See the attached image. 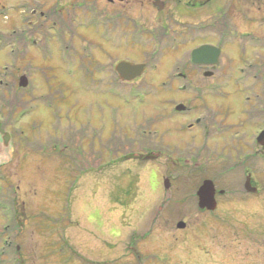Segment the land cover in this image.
<instances>
[{
  "label": "rangeland",
  "instance_id": "1",
  "mask_svg": "<svg viewBox=\"0 0 264 264\" xmlns=\"http://www.w3.org/2000/svg\"><path fill=\"white\" fill-rule=\"evenodd\" d=\"M62 1L63 5L67 2ZM24 2L0 0V44L4 45L0 71L7 73L0 90L10 81L0 102L15 119L9 125L12 144L0 149V172L5 176L0 206L3 199L15 208L12 234L19 264H264V160L252 159L249 169L258 190L247 194L240 167L216 163L211 166L216 170L209 172L204 161H175L170 173L166 155H162L165 151L156 160L129 155L151 148L149 129L165 117L168 103L166 87L157 85V91L150 87L164 78L171 62L184 58L186 50L180 47L156 53L152 59L163 63L159 69H147L141 78L119 90L125 95L134 90L136 96L105 98L104 86L82 81V71L77 69L78 46L88 45L87 37L100 40L90 31L91 25L75 21L73 36L69 31L58 34V23L54 27L47 23L41 32V28L34 29V19L28 26ZM225 2L228 0H212L200 11L208 20L216 6ZM230 2L234 31H248L260 43L250 50L235 44L233 52H228L233 54L231 59L224 53L221 66L226 69L230 59L234 80L222 91V114H228L224 122L246 124L247 112L254 116L259 108V117L252 120L260 123L264 104H252L250 99L261 98L257 82L263 85L264 0ZM152 48L148 43L136 50L110 42L107 61L148 62ZM92 53L98 61L104 60L101 52L92 49ZM252 55L259 56L256 63ZM23 74L29 81L26 88L17 84ZM109 74L118 84L111 68ZM256 74L260 76L253 80ZM245 76L248 81L243 80ZM249 83L257 94L246 102L245 113L241 106ZM76 116L88 118V133L94 136L95 131L104 141L90 144L88 162L70 158L72 150L81 154L78 142L74 144L82 133ZM134 124L143 125L146 131L139 138L141 145L129 148L122 142L123 135L135 140L131 133ZM162 124L151 129L163 131L166 123ZM172 136L179 138L175 131ZM56 144L67 146L54 150ZM101 145L104 154L96 159ZM205 172L206 177L217 179V188L226 190L224 195H216L217 206L212 211L198 207L196 192ZM165 179L169 180L167 188ZM5 220L0 211V226ZM178 222L184 227L177 228Z\"/></svg>",
  "mask_w": 264,
  "mask_h": 264
},
{
  "label": "flooded vegetation",
  "instance_id": "2",
  "mask_svg": "<svg viewBox=\"0 0 264 264\" xmlns=\"http://www.w3.org/2000/svg\"><path fill=\"white\" fill-rule=\"evenodd\" d=\"M46 1L26 0L24 4L22 3L24 11L27 12L26 21L28 26L31 24V19H34L37 21L34 29L41 28L42 32L47 23H50L51 26L58 23V34L63 35L65 31H69L70 35L73 36L75 29L72 27V23L80 20L81 23L87 22L88 25L90 24L92 28L90 31L95 33L100 40L94 39L92 41L87 37L89 44L78 46L77 69L78 72L80 69L82 71V74L79 73L82 81L87 83L92 81L96 85L104 86L105 98L109 95L119 99L126 97V95H137L134 90L126 95L120 93L119 90L122 85L130 84L136 81L137 78L132 81H122L118 78L114 71L115 65L119 61H132L114 59L112 63L108 62L107 52L110 42L136 50L143 47L145 43L153 45L150 61L132 62L144 64L143 75L147 72V69L150 68L156 71L163 64L158 60L152 59L160 50L162 52L170 48L177 49L180 47L186 50L184 58L171 62L170 68H166L167 71L164 78H161L153 87H150V91H157L154 88L157 85L159 89L166 87L167 113L164 118L161 117L162 119L159 122L153 124L160 127L165 122L166 124L161 129L163 131L155 128L151 129L152 125L149 129L151 130L149 132L151 135V148L146 150V152L130 151L129 155H135L133 158L137 159L148 158L156 160L159 158V153L165 151L162 155H166L167 162L165 164L169 165L168 171L170 173L175 169V166H173L175 161L180 163L204 161L207 164L205 167L209 172L216 170L211 167L213 166L212 164L216 165V163H223L230 168L240 167L242 182L249 176L251 185L257 188L255 182L253 183L252 181L253 176L249 165L255 157L264 160V143L258 144L253 133L255 128L258 129L256 130V135L264 129V108L262 110V122L260 123H257L258 120L256 119L252 120L259 117V108H257L255 117L249 111L247 112L248 123L246 124L243 121L242 124L240 122H224L228 118V114L226 113L223 116L221 96L222 91L225 89L224 86L234 80L233 73L231 74V69H234V65L230 63L233 54L230 55L228 52H233V47L238 43L243 45L246 50L255 49L259 45L260 40H255L248 31L245 33L234 31L230 0L225 2L224 6H216L214 13L210 14L208 20L205 19V14L200 10H205V7L212 0H65L69 4L66 2L64 5L62 0H49V3L44 4ZM69 23H71L70 26ZM207 35L210 37L208 38ZM245 35L248 36V39L245 38ZM263 40L264 38L262 37V42ZM246 42L250 43V46L244 45ZM203 45L213 47L211 52L204 57L205 61H191V51ZM61 47L64 48L63 45L56 46V48ZM76 47L71 44V48L74 50H76ZM92 49H95L96 53L99 51L103 54L104 60L102 62L98 61L97 57L93 55ZM40 52H42V49H39ZM224 53L230 58L226 69L221 66ZM201 58L202 56L199 57V60ZM210 58L216 61L214 63L209 60L206 61ZM251 58H255L256 63L259 56L252 55ZM110 68L116 80H118V84L117 82L114 83L115 79L110 76ZM100 72L103 74L101 77H99ZM259 76L260 74H256L253 80L258 79ZM0 77H2L0 79V82H2L1 80L5 78L2 72H0ZM261 77L263 83V76ZM243 80L248 81L249 78L245 76ZM112 83L115 84V87H112ZM257 84L259 86L258 89L261 90V98L258 97L260 95L256 98H251L257 93H253V86L249 83L248 88L244 89L248 90V93L244 96L245 101L242 103L241 108H245L246 102L250 98L252 104L255 101H259L260 105L262 102L264 104V84L260 85L258 82ZM255 105L258 104L256 103ZM244 111L246 113L245 109ZM75 123L82 126V133H78L77 140H74V144L78 142L81 154L77 156L76 152L72 150L70 158L74 161L79 159L88 162L91 157L88 155L87 149L93 148L94 141H100L102 137L95 134V131L94 136L88 133L87 127H89L90 123L88 118L79 119L76 116ZM253 125H256L254 130L251 129ZM2 128L3 126L0 124V149H3L2 145L9 148L12 144L11 131L3 130ZM134 128L131 129V133L135 136V140H127L126 135H123L125 139L122 138V142L129 148L141 145L139 138L140 136L144 137V132L146 131V128L141 124L140 127L134 124ZM120 129L122 131V128ZM238 130L241 132L240 136L237 135ZM174 131L179 135L177 140L173 139L172 133ZM4 132H9L6 143H4L5 140L2 138ZM247 136H249V140ZM102 142L104 143L103 140ZM91 143H93L92 146L90 145ZM61 145L67 146L66 144H56L52 148L55 150L56 147L60 148ZM101 149L102 151L96 154V159L104 154V146L102 147L101 145ZM108 154L110 155L109 152ZM204 174L202 181L211 179L213 182L214 197L216 195H224L226 190L217 188V179L215 177L213 179L206 177L207 172ZM3 175V172H0V178ZM227 191L230 192L229 190ZM215 200L217 206V199L215 198ZM0 242L2 243L0 247V264H14V254L18 257L16 252L18 247L13 242L12 226L10 224H6L0 230Z\"/></svg>",
  "mask_w": 264,
  "mask_h": 264
},
{
  "label": "water",
  "instance_id": "3",
  "mask_svg": "<svg viewBox=\"0 0 264 264\" xmlns=\"http://www.w3.org/2000/svg\"><path fill=\"white\" fill-rule=\"evenodd\" d=\"M198 1H208V0H198ZM213 47L209 45H203L196 49H194L191 53V61L193 62H200L205 61L204 57L207 53L211 52ZM202 58L199 60V57ZM210 61L211 63H214L216 60L213 58L207 59L206 61ZM115 73L118 75V77L121 80L130 81L134 78L140 76L144 70L143 64H133L127 61H119L115 67H114ZM264 76V73H263ZM27 78L26 76H20L18 80V85L20 87H25L27 85ZM4 143H6V138H4ZM257 142L262 144L264 143V130H262L259 135L257 136ZM169 186V180H164V187L167 188ZM245 189L247 191L253 192L256 190L255 187L251 186L250 181L247 180L245 182ZM196 195L198 197V207L200 209H207V210H213L216 206L215 199H214V190H213V184L210 180L206 179L202 182V184L198 187ZM183 222H178L177 227L183 228L184 227Z\"/></svg>",
  "mask_w": 264,
  "mask_h": 264
},
{
  "label": "trees",
  "instance_id": "4",
  "mask_svg": "<svg viewBox=\"0 0 264 264\" xmlns=\"http://www.w3.org/2000/svg\"><path fill=\"white\" fill-rule=\"evenodd\" d=\"M14 39L15 40H18V38L17 37H14ZM9 83H10V81H5V84H3L4 85V87L3 88H5L6 89V87H8L9 86ZM15 84H13V86H14ZM1 88V87H0ZM5 89H1L0 90V97L2 98V97H4V91H5ZM4 90V91H3ZM5 102V101H4Z\"/></svg>",
  "mask_w": 264,
  "mask_h": 264
}]
</instances>
